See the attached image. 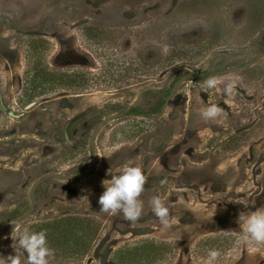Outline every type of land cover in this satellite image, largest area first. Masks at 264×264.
Instances as JSON below:
<instances>
[{
    "label": "rangeland",
    "instance_id": "rangeland-1",
    "mask_svg": "<svg viewBox=\"0 0 264 264\" xmlns=\"http://www.w3.org/2000/svg\"><path fill=\"white\" fill-rule=\"evenodd\" d=\"M17 33L43 41L51 70L94 88L19 106L28 53ZM209 77L215 88L203 85ZM211 104L223 114L205 122ZM125 165L146 176L133 222L97 203L102 181ZM154 196L169 209L167 229ZM261 206L264 9L247 0H0V261L27 264L13 247L20 222L46 231L49 264H111L145 241L166 245L155 264H206L210 249L220 252L215 264H264V244L236 235L239 213Z\"/></svg>",
    "mask_w": 264,
    "mask_h": 264
},
{
    "label": "clouds",
    "instance_id": "clouds-1",
    "mask_svg": "<svg viewBox=\"0 0 264 264\" xmlns=\"http://www.w3.org/2000/svg\"><path fill=\"white\" fill-rule=\"evenodd\" d=\"M206 88H215L217 79L209 77L203 81ZM233 90L231 83L225 85V95H230ZM223 110L216 104L206 106L200 111L201 118L205 121H217L221 118ZM111 168L108 171V175ZM65 181V177L60 176ZM110 179L102 181L104 188L97 203L99 213H119L129 222L136 221L142 214L143 202L140 199L146 182V176L138 166L125 165L118 174L110 175ZM153 214L158 218L162 230L170 226L171 218L169 209L165 207L159 196H154L151 200ZM212 208L216 211L217 206L213 203ZM239 231L236 235L240 236L246 245L264 244V206L252 211L240 212L237 218ZM12 228L13 247L23 250L27 254V264H49L54 256V249L49 246L47 233L41 231H29L20 222H15ZM220 252L216 249L207 251L206 264H215ZM0 264H21L17 255L9 256Z\"/></svg>",
    "mask_w": 264,
    "mask_h": 264
},
{
    "label": "trees",
    "instance_id": "trees-1",
    "mask_svg": "<svg viewBox=\"0 0 264 264\" xmlns=\"http://www.w3.org/2000/svg\"><path fill=\"white\" fill-rule=\"evenodd\" d=\"M202 3L205 6L209 5L208 2ZM247 3L251 4L253 8L264 9V0H247ZM16 39L21 40L22 44L27 46L25 51L28 53L23 81L19 89V106L26 109L50 101L62 92L85 93L94 88L84 79L78 81L66 72L51 70L41 55L42 40L33 39V37L25 39L18 33ZM169 93L166 91L165 97H168ZM164 105V100L159 101L155 106L149 108L147 114H158ZM131 112L139 113L137 109H133ZM165 246L163 243L153 241L128 245L117 251L114 257L115 261L113 260L111 264H155L164 258Z\"/></svg>",
    "mask_w": 264,
    "mask_h": 264
}]
</instances>
